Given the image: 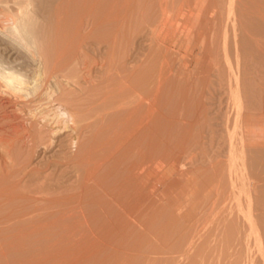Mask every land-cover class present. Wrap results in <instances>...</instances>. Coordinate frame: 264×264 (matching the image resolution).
<instances>
[{
	"label": "rangeland",
	"instance_id": "obj_1",
	"mask_svg": "<svg viewBox=\"0 0 264 264\" xmlns=\"http://www.w3.org/2000/svg\"><path fill=\"white\" fill-rule=\"evenodd\" d=\"M0 5L7 32L14 17L32 30L17 54L0 49V68L13 66L29 81L20 93L0 90V264H264V0H1ZM151 94L161 95L162 114L153 116L161 137L145 146L156 151L150 158L158 157L160 167L146 161L152 183L143 186L132 179L129 166L142 154L126 148L131 139L115 147V135L124 125L136 127L129 112L140 114ZM169 111L183 117L172 121ZM15 125L21 128L18 137ZM135 138L140 148L147 139ZM12 168L18 170L9 176ZM117 192L148 218V228L123 212L112 197ZM31 219L44 224L42 233L29 231Z\"/></svg>",
	"mask_w": 264,
	"mask_h": 264
},
{
	"label": "bare ground",
	"instance_id": "obj_2",
	"mask_svg": "<svg viewBox=\"0 0 264 264\" xmlns=\"http://www.w3.org/2000/svg\"><path fill=\"white\" fill-rule=\"evenodd\" d=\"M167 2V1H166ZM3 3V2H2ZM0 4H1V0H0ZM12 4V3H11ZM166 4V3H165ZM2 6H4V3H3V5ZM23 6V5H22ZM190 6L191 5H189V8H190ZM164 7H166V6H164ZM3 7H1V5H0V49L1 50H5L3 53H16V52H19V46L22 44V38H24L25 36L24 35H27V33H28V35L32 32V30L30 31V28L28 27V28H25L24 26L26 25V24H24L23 25V23L24 22H22V21H18V18L17 19H15V15L13 16L14 17V22H13V25H11L10 26V31L11 32H7V30H6V27H5V22H6V20L7 19H5L4 17H5V14L3 13L4 12V9H2ZM167 8V7H166ZM6 10V9H5ZM22 10V9H21ZM194 10V9H193ZM15 11V10H14ZM17 11V10H16ZM6 12V11H5ZM17 13V12H16ZM22 13V12H21ZM168 13V12H167ZM171 13V12H170ZM180 13V12H179ZM166 14V13H165ZM16 15H18V14H16ZM166 15H168V14H166ZM6 16H7V13H6ZM11 17V16H10ZM22 17V16H21ZM198 17V16H197ZM167 18H169V17H166L164 20L166 21L167 20ZM170 19V18H169ZM19 20H20V18H19ZM171 20V19H170ZM168 21V20H167ZM166 21V22H167ZM20 22H22V23H20ZM170 22V21H169ZM27 23V22H26ZM165 22H163V24H162V26L163 25H166V24H164ZM26 26H28V24L26 25ZM163 27H166V26H163ZM162 28V27H161ZM25 29V30H24ZM158 30V29H157ZM160 31H161V29H160ZM30 32V33H29ZM159 33V32H158ZM205 33V32H204ZM203 33V34H204ZM156 34H157V32H156ZM201 34H202V32H201ZM199 35V34H198ZM198 35H196V36H198ZM157 36V35H156ZM200 36V35H199ZM30 38H32V37H30ZM196 38V37H195ZM199 38V37H198ZM6 39H10V45L8 44V45H5V43L7 42V40ZM196 40V39H195ZM191 41V40H190ZM193 41V40H192ZM7 54H5V55H7ZM17 54V53H16ZM16 59V58H15ZM63 60V59H62ZM65 60V59H64ZM87 60V59H86ZM63 62H65V61H63ZM86 62V61H85ZM60 63V62H59ZM62 64V63H61ZM63 66V65H62ZM59 67V66H58ZM88 67V66H87ZM19 68V67H18ZM90 69H92V67L90 68ZM52 73V72H51ZM52 75V74H51ZM28 80L27 79H25V77H23V75H22V72H20L18 69H16V68H14L13 66L12 67H10V69H7V68H0V90H4L6 87H9V89L10 88H12V89H14L15 91H17V92H19V91H21L22 89L24 90V86L26 85V84H28V82H27ZM104 81V80H103ZM37 85V84H36ZM6 86V87H5ZM3 87H5L4 89H3ZM28 88H29V85L27 86ZM26 87V88H27ZM32 87H34V86H32ZM35 88V87H34ZM38 88H39V86H38ZM83 89V88H82ZM13 90V91H14ZM22 90V91H23ZM35 90V89H34ZM81 90V89H80ZM85 90V89H84ZM33 92V91H32ZM36 92V91H35ZM156 92H158V90L156 91ZM155 92V93H156ZM20 93V92H19ZM31 93V92H30ZM82 93V92H81ZM8 94H9V92H8ZM93 94V93H92ZM49 95V94H48ZM158 97H159V100L161 99L160 97H161V95L159 94H156ZM144 96V95H143ZM152 96H154L153 97V99H151V100H149V101H147L149 98H147L148 97V95L147 96H145L146 97V101L148 102L147 103V106L146 107H143L145 110H143V108H142V110L140 111V114L138 113V112H134V113H137L138 114V116H136L135 114H133V112H129V114L131 113L132 114V116L134 117H131V115H130V117L131 118H133L134 120H135V122L136 121H138L135 125H136V127H134L133 126V122L130 124L129 123V121H128V124H130V127H128V128H125V125H124V129L123 128H121L122 130H118L117 132H116V135H115V141H117V145L115 146V147H118V146H121V145H118L119 143H125V142H128L130 139H131V143L130 144H127L128 145V147H126L127 149H130L131 148V150H132V148H138V154L139 155H141L140 157H137V160L136 159H134V157H133V159L134 160H136V161H138V160H140L141 159V161H139V162H136V161H130L131 163H129V166H130V168L133 170L132 171V173L134 174V177L132 178V179H134L135 177L137 178V181H139V183L140 184H143V186L145 185V183H146V180H149V179H147V177H150V176H148L147 174H149V172H148V170H147V168L146 167H148V166H145V164H146V161H148L149 160V158H150V156H152V155H156V151L155 152H153V151H151L149 148L147 149V147L145 146V144L147 143H149V144H151V142L152 141H157V140H159V137H161V135L158 133V128L157 127H154L155 125H153V122H155V123H157V120L155 121V119H153V116H154V118L156 117V119H158L157 118V116H159V115H157V114H155L156 112L159 114H162L160 111H161V109L163 110V107L162 108H160V102L159 103H157V98H155V94L153 95V94H151L150 95V97H152ZM83 97V96H82ZM123 97V96H122ZM53 98V97H52ZM59 98V97H58ZM144 98V97H143ZM64 99V98H63ZM141 99V98H140ZM145 99V98H144ZM41 100V99H40ZM76 100V99H75ZM95 100V99H94ZM128 100H130V99H128ZM158 100V101H159ZM64 101V100H63ZM73 101V100H72ZM136 101V100H135ZM138 102V101H137ZM47 103V102H46ZM52 103V102H51ZM69 103V102H68ZM125 103V102H124ZM139 103V102H138ZM135 104V103H134ZM133 104V105H134ZM204 104V103H203ZM64 105V104H63ZM66 105V104H65ZM138 105V104H137ZM159 105V106H158ZM202 105V104H201ZM205 105V104H204ZM236 105V104H235ZM238 105V104H237ZM14 106V105H13ZM69 106V105H68ZM67 106V107H68ZM122 106V105H121ZM120 106V107H121ZM132 106V105H131ZM135 106V105H134ZM142 107V106H141ZM207 107H208V105H207ZM56 108V107H55ZM63 108V107H62ZM210 108V107H209ZM237 108V107H236ZM238 108H239V105H238ZM3 109V108H2ZM205 109V108H204ZM206 109H208V108H206ZM5 110V109H4ZM57 110H59L58 108H57ZM72 110V109H71ZM124 111V110H123ZM126 111V110H125ZM136 111V110H135ZM144 111V113H141V112H143ZM7 112V111H6ZM19 112V111H18ZM45 112V111H44ZM56 112V111H55ZM167 112V111H166ZM170 112L171 111H169L168 113H169V116H170ZM175 112V111H174ZM174 112H171L172 114L174 113ZM3 113V112H2ZM5 113V112H4ZM67 114V112H66V110L64 111V114ZM168 113H166V115H164V116H167V114ZM203 113H204V111H203ZM236 113H238V112H236ZM49 114V113H48ZM52 114V113H51ZM58 114H60V113H58ZM61 114L63 115V113L61 112ZM123 114V113H122ZM177 114H179L178 112H177ZM177 114L175 115V113H174V115L175 116H171V117H173V119L174 120H172V121H176V119H178V121H179V119L181 120V117H183V115H181V117H179L180 115H178L177 116ZM42 115V114H41ZM46 115H47V113H46ZM56 114H54V116H55ZM69 115H70V113H69ZM69 115H68V119L71 117V119H72V115L69 117ZM155 115H157V116H155ZM18 116V115H17ZM59 116V115H58ZM57 116V117H58ZM63 116H65V115H63ZM63 116H59V117H61V120H62V117ZM123 116V115H122ZM136 116V117H135ZM177 116V117H176ZM199 116H200V114H199ZM206 116V115H205ZM220 116V115H219ZM225 116V115H224ZM52 117H53V115H52ZM59 117L57 118V120L59 119ZM66 117H67V115H66ZM114 117V116H113ZM139 117V119H137ZM179 117V118H178ZM235 117V116H234ZM237 117H239V116H237ZM45 118H46V116H45ZM54 118V117H53ZM55 118H56V116H55ZM129 118V115H127V118L125 119V120H127ZM130 118V119H131ZM162 118V117H161ZM166 118H169L170 119V117H166ZM196 118V117H195ZM225 118H226V116H225ZM227 118H228V116H227ZM226 118V119H227ZM242 118V117H241ZM42 119V118H41ZM64 119V118H63ZM67 119V120H68ZM129 119V120H130ZM133 119H131V120H133ZM152 119V120H151ZM197 119H199V118H197ZM225 119V120H226ZM239 119V118H238ZM10 120V119H9ZM51 120V119H50ZM57 120H55V121H57ZM60 120V121H61ZM133 120V121H134ZM149 120H151L152 121V123H150L151 121H149ZM154 120V121H153ZM162 120V119H161ZM171 120V119H170ZM205 120V119H204ZM222 120H223V117H222ZM224 120V121H225ZM6 121V120H5ZM69 122H73L72 120L70 121V120H68ZM68 121H66V118H65V122H67V123H69ZM149 121V122H148ZM195 121V120H194ZM197 121V120H196ZM223 121V122H224ZM228 121V120H227ZM234 121H235V119H234ZM237 121V120H236ZM6 122H8V121H6ZM6 122H5V124H6ZM57 122H59V121H57ZM134 122V123H135ZM148 122V123H147ZM185 122V121H184ZM205 122V121H204ZM209 122V121H208ZM230 122H231V120H230ZM34 123V122H33ZM67 123L65 124V125H67ZM111 123V122H110ZM125 123H126V121H125ZM150 123V125L151 126H149L148 127V124ZM154 123V124H155ZM181 123V122H180ZM196 123V122H195ZM211 123V122H210ZM232 123V122H231ZM238 123V122H237ZM242 123V122H241ZM37 124V123H36ZM52 124H54V123H52ZM59 124H60V122H59ZM64 124V123H63ZM70 124V123H69ZM68 124V125H69ZM174 124V123H173ZM186 124V123H185ZM184 124V125H185ZM204 124V123H203ZM212 124V123H211ZM225 124V123H224ZM223 124V125H224ZM27 125V124H26ZM32 125V124H31ZM48 125V124H47ZM55 125V124H54ZM74 125V124H73ZM157 125V124H156ZM176 125V124H175ZM194 125V124H193ZM236 125V124H235ZM4 126V125H3ZM16 126V125H15ZM34 126V125H33ZM46 126V125H45ZM115 126H116V124H115ZM127 126V125H126ZM163 126V125H162ZM186 126V125H185ZM188 126H190V125H188ZM213 126V125H212ZM225 126H226V124H225ZM9 127V126H8ZM26 127V126H25ZM61 127V126H60ZM66 127V126H65ZM68 127V126H67ZM73 127V126H72ZM72 127H70V128H72ZM75 127V126H74ZM112 127V126H111ZM154 127V128H153ZM165 127V126H164ZM168 127V126H167ZM207 127V126H206ZM235 127V126H234ZM236 127H238V126H236ZM20 125L19 126H16V127H14L13 128V130L14 131H12V132H14L15 134H17V137H18V133H19V131H20ZM34 128V127H33ZM43 128H44V126H43ZM47 128V127H46ZM57 128V127H56ZM62 128H64V127H62ZM77 128V127H76ZM156 128H157V130H156ZM185 128V127H184ZM198 128V127H197ZM200 128H201V126H200ZM211 128V127H210ZM248 128V127H247ZM11 129V128H10ZM48 129V128H47ZM67 130H70V129H68V128H66ZM66 129H65V131H66ZM78 129V128H77ZM77 129H75L74 128V130H77ZM79 129H81L80 127H79ZM212 129V128H211ZM227 129V128H226ZM249 129V128H248ZM19 130V131H18ZM30 130V129H29ZM49 130V129H48ZM60 130H63V129H60ZM72 130H73V128H72ZM172 130V129H171ZM210 130V129H209ZM250 130V129H249ZM28 131V130H27ZM35 131H36V129H35ZM55 131V130H54ZM182 131H183V129H182ZM186 131H187V129H186ZM213 131V130H212ZM29 132V131H28ZM49 132V131H48ZM56 132H59V130L57 129L56 130ZM61 132H63V131H61ZM188 132H190L189 130H188ZM214 132V131H213ZM222 132V131H221ZM220 132V133H221ZM251 132V131H250ZM254 132V131H253ZM13 133V134H14ZM27 133V132H26ZM55 133V132H54ZM68 133V132H67ZM148 133H150V135H148ZM185 133V132H184ZM200 133V132H199ZM208 133V132H207ZM247 133V132H246ZM22 134V133H21ZM46 134V133H45ZM56 134V133H55ZM59 134V133H58ZM70 134V133H69ZM78 134V133H77ZM176 134V133H175ZM183 134V133H182ZM198 134V133H197ZM205 134V133H204ZM218 134H219V131H218ZM223 134V133H222ZM255 134V133H254ZM4 135V134H3ZM24 135V134H23ZM39 135V134H38ZM43 135V134H42ZM48 135V134H47ZM136 135H137V137H138V139L137 138H135L136 137ZM145 135H147L148 136V138L145 136ZM173 135V134H172ZM191 135V134H190ZM193 135V134H192ZM199 135V134H198ZM206 135V134H205ZM216 135V134H215ZM224 135V134H223ZM31 136H33V135H31V134H26V136L25 137H27L28 139H29V141H31V145L32 146H34L33 144H35V141H34V138L33 137H31ZM51 136V135H50ZM78 136V135H77ZM144 136V138H147L146 139V142L144 143V145L142 144L143 142H141V148H140V146H138V144L137 143H140V142H132V141H134L133 139L135 138V139H137V141L139 140V141H143L142 139H144V138H142L141 140H140V137H143ZM182 136V135H181ZM180 136V137H181ZM4 137V136H3ZM9 137V136H8ZM43 137V136H42ZM74 137V136H73ZM132 137H134L133 139H132ZM163 137V136H162ZM209 137V136H208ZM212 137V136H211ZM215 137V136H214ZM225 137V136H224ZM16 138V137H15ZM112 138H113V135H112ZM210 138V137H209ZM218 138H221V137H218ZM257 138V137H256ZM6 139V138H5ZM4 139V140H5ZM17 139V138H16ZM42 139V138H41ZM49 139H50V137H49ZM52 139V138H51ZM55 138H53V140H54ZM166 139H168V138H166ZM165 138H164V140H166ZM171 139V138H170ZM181 139V138H180ZM196 139V138H195ZM251 139V138H250ZM259 139V138H258ZM2 140H3V138H2ZM7 140V139H6ZM27 140V139H26ZM40 140V139H39ZM44 140V139H43ZM114 140V139H113ZM145 140V139H144ZM187 140V139H186ZM210 140H212V139H210ZM209 140V141H210ZM221 140V139H220ZM225 140V139H224ZM256 140V139H255ZM8 141V140H7ZM46 141V140H45ZM72 141V140H71ZM78 141V140H77ZM162 141V140H161ZM161 141H160V143H161ZM170 141V140H169ZM185 141V140H184ZM194 141V140H193ZM208 141V142H209ZM215 141V140H214ZM217 141H219V140H217ZM223 141V140H222ZM248 141V140H247ZM2 142V141H1ZM36 142H38V141H36ZM63 142V141H62ZM65 142V141H64ZM67 142V141H66ZM69 142V141H68ZM73 142H76V141H73ZM72 142V143H73ZM158 142V141H157ZM167 142V141H166ZM251 142H252V140H251ZM254 142V141H253ZM252 142V143H253ZM259 142H261V140L259 141ZM25 143V142H24ZM187 143V142H186ZM210 143H211V141H210ZM8 144V143H7ZM12 144V143H11ZM43 144V143H42ZM68 144V143H67ZM78 145V143H75V145ZM82 144V143H81ZM94 144V143H93ZM105 144V143H104ZM163 144V143H162ZM172 144H173V142H172ZM189 144V143H188ZM203 144V143H202ZM257 144H259V143H257ZM13 145V144H12ZM22 145V144H21ZM106 145V144H105ZM109 145V144H108ZM112 145V144H111ZM153 145V144H152ZM157 145V144H156ZM211 145V144H210ZM245 145V144H244ZM9 146V145H8ZM44 146H46V145H44ZM102 146V145H101ZM124 146V145H123ZM138 146V147H137ZM178 146H179V144H178ZM190 146V145H189ZM204 146L206 147V145L204 144ZM214 146V145H213ZM30 147V146H29ZM35 147V146H34ZM38 147V146H37ZM40 147V146H39ZM47 147H49V145L47 144ZM62 147V146H61ZM70 147V146H69ZM93 147V146H92ZM109 147V146H108ZM112 147H114V146H112ZM115 147H114V150H115ZM149 147V146H148ZM151 147V146H150ZM163 147V146H162ZM166 147H168V146H166ZM180 147V146H179ZM216 147V146H215ZM8 148H10V147H8ZM46 148V147H45ZM73 148V147H72ZM146 148V149H145ZM169 148V147H168ZM172 148H173V146H172ZM26 149H27V147H26ZM29 149V148H28ZM27 149V150H28ZM30 149H31V147H30ZM50 149V148H49ZM52 149V148H51ZM61 149V148H60ZM77 149V148H76ZM79 149V148H78ZM82 149V148H81ZM90 149V148H89ZM97 149V148H96ZM95 149V150H96ZM106 149H108V148H106ZM112 149V148H111ZM152 149V148H151ZM154 149H155V147H154ZM159 149V148H158ZM161 149V148H160ZM185 149V148H184ZM58 150V149H57ZM93 150V149H92ZM113 150V151H114ZM135 150V149H134ZM148 150L150 151V152H148ZM172 150V149H171ZM197 150V149H196ZM205 150V149H204ZM208 150V149H207ZM210 150V149H209ZM215 150V149H214ZM45 151V150H44ZM43 151V152H44ZM65 151V150H64ZM73 151V150H72ZM112 151V152H113ZM164 151V150H163ZM181 151V150H180ZM185 151V150H184ZM198 151H201V150H198ZM216 151H217V149H216ZM33 152V151H32ZM32 152H31V154H32ZM60 152H61V150H60ZM75 152H77V150L75 151ZM117 152V151H116ZM140 152V153H139ZM152 152V153H151ZM207 152H209V151H207ZM29 153V152H28ZM27 153V154H28ZM56 153H57V151H56ZM70 153V152H69ZM83 153V152H82ZM92 153V152H91ZM105 153H107V152H105ZM153 153H155V154H153ZM170 153V152H169ZM179 153V152H178ZM195 153V152H194ZM203 153V155H205L204 154V151L202 152ZM206 153V152H205ZM34 154V153H33ZM47 154V153H46ZM45 154V155H46ZM77 154V153H76ZM100 154V153H99ZM113 154V153H112ZM132 154V153H131ZM135 154V153H134ZM133 154V155H134ZM164 154V153H163ZM174 154V153H173ZM200 155H201V153H199ZM209 154V153H208ZM212 154H214L213 152H212ZM211 154V155H212ZM216 154V153H215ZM230 154V153H229ZM38 155V154H37ZM59 155V154H58ZM81 155V154H80ZM103 155V154H102ZM108 155V154H107ZM124 155V154H123ZM129 155V154H128ZM158 155V154H157ZM156 155V156H157ZM165 155V154H164ZM168 155H170V154H168ZM177 155V154H176ZM181 155V154H180ZM183 155V154H182ZM185 155V154H184ZM62 156V155H61ZM68 156V155H67ZM72 156V155H71ZM74 156V155H73ZM78 156V155H77ZM106 156V155H105ZM113 156V155H112ZM112 156H111V158H112ZM155 156V157H156ZM161 156V155H160ZM94 157V156H93ZM98 157V156H97ZM154 157V156H153ZM164 157V156H163ZM201 157V156H200ZM32 158H33V155H32ZM65 158V157H64ZM73 158V157H72ZM77 158V157H76ZM109 158H110V156H109ZM136 158V157H135ZM139 158V159H138ZM161 158V157H160ZM197 158V157H196ZM202 158V157H201ZM49 159V158H48ZM70 159V158H69ZM75 159V158H74ZM79 159H81V158H79ZM78 159V160H79ZM84 159V158H83ZM82 159V160H83ZM90 159V158H89ZM129 159H131V158H129ZM153 158L151 157L150 158V161L151 162H153V160H154V162H156L155 160H157V159H159L158 157L157 158H155V159H153ZM191 159V158H190ZM104 160V159H103ZM127 160H128V158H127ZM162 160V159H161ZM200 160V159H199ZM13 161V160H12ZM71 161V160H70ZM75 161V160H74ZM158 161V160H157ZM159 161H160V159H159ZM158 161V162H159ZM166 161V160H165ZM164 161V162H165ZM188 161V160H187ZM44 162V161H43ZM48 162H50V161H48ZM69 162V161H68ZM97 162V161H96ZM95 162V163H96ZM102 162V161H101ZM121 162V161H120ZM150 162V163H151ZM153 162V163H154ZM163 162V161H162ZM162 162H160L161 164H162ZM192 163H194V161H191ZM40 163V162H39ZM52 163V162H51ZM98 163H100V161H98ZM157 163V162H156ZM18 164V163H17ZM75 164V163H74ZM115 164V163H114ZM121 164V163H120ZM128 164V163H127ZM36 165V164H35ZM95 165V164H94ZM147 165V164H146ZM152 165V164H151ZM154 165V164H153ZM156 165H159V163H157V164H155V166ZM185 165V162L182 164V167ZM187 165H188V163H187ZM193 165H195V164H193ZM43 166V165H42ZM46 166V165H45ZM53 166V165H52ZM77 166V165H76ZM92 166H93V164H92ZM92 166L90 167V168H92ZM99 166H100V164H99ZM98 166V167H99ZM116 166V165H115ZM120 166V165H119ZM123 166V165H122ZM127 166V165H126ZM152 166L153 167V171H155L156 169H158V167H160V165L159 166ZM188 166H190V165H188ZM187 166V167H188ZM16 167V166H15ZM14 167V168H15ZM36 167V166H35ZM69 167V166H68ZM101 167V166H100ZM156 169H155V168ZM191 167V166H190ZM189 167V168H190ZM4 168H6V166L4 167ZM43 168V167H42ZM60 168V167H59ZM77 168V167H76ZM129 168V169H130ZM3 169V168H2ZM51 169V168H50ZM73 169V168H72ZM114 169V168H113ZM127 169V168H126ZM186 169V168H185ZM18 170V169H17ZM17 170L15 171L13 168H12V170H8V174H9V176L10 175H15V173L17 172ZM55 170V169H54ZM59 170V169H58ZM85 170H87V169H85ZM94 170V169H93ZM92 170V171H93ZM125 170V169H124ZM182 170V169H181ZM19 171H20V173H22L21 172V170L19 169ZM27 171V170H26ZM53 171V170H52ZM83 171V170H82ZM91 171V170H90ZM108 171V170H107ZM190 171V170H189ZM188 171V172H189ZM37 172H38V170H37ZM95 172V171H94ZM125 172V171H124ZM181 172V171H180ZM187 172V173H188ZM1 173H3V172H1ZM35 173H36V171H35ZM61 173V172H60ZM65 173V172H64ZM80 173V172H79ZM90 173V172H89ZM109 173V172H108ZM26 174V173H25ZM30 175L32 174H34V171L32 170V172H30L29 173ZM28 174V175H29ZM36 174H38V173H36ZM62 174V173H61ZM85 174V173H84ZM83 174V175H84ZM91 174V173H90ZM4 175V174H3ZM17 175V174H16ZM28 175H26V176H28ZM56 175V174H55ZM87 176L89 175L88 174V171H87V174H86ZM92 175H93V173H92ZM92 175L91 176H89L90 178L92 177ZM109 175V174H108ZM33 176H37V175H33ZM51 176V175H50ZM65 176V175H64ZM63 176V177H64ZM122 176H123V174H122ZM127 176V175H126ZM132 176V175H131ZM130 176V177H131ZM2 177V176H1ZM47 177V176H46ZM84 177H86V176H84ZM89 177H88V180H89ZM128 177H129V175H128ZM19 178V177H18ZM22 178V177H21ZM30 178H31V176H30ZM40 177L38 176V179H39ZM58 178H59V176H58ZM61 178V177H60ZM59 178V179H60ZM106 178V177H105ZM104 178V179H105ZM175 178V177H174ZM36 179V178H35ZM37 179V180H38ZM49 179V178H48ZM51 179V178H50ZM53 179H55L54 178V176H53ZM62 179V178H61ZM93 179H96V178H93ZM130 179V178H129ZM151 179V178H150ZM8 180V179H7ZM42 180H44V179H42ZM67 180V179H66ZM86 180H87V177H86ZM86 180H84V181H86ZM87 180V181H88ZM127 180V179H126ZM136 180V179H135ZM134 180V181H135ZM161 180H163V179H161ZM165 180V179H164ZM163 180V181H164ZM191 180V179H190ZM195 180V179H194ZM2 181V180H1ZM13 181V180H12ZM30 181V180H29ZM31 181H32V179H31ZM61 181V180H60ZM59 181V182H60ZM68 181V180H67ZM82 181V180H81ZM91 181H93L92 179H91ZM129 181V180H128ZM133 181V182H134ZM150 181V180H149ZM154 181V180H153ZM20 181L18 180V183H19ZM27 182V181H26ZM34 182V181H33ZM46 182H48V181H46ZM65 182V181H64ZM63 182V183H64ZM79 182V181H78ZM98 182V181H97ZM124 182V181H123ZM122 182V183H123ZM130 182H131V180H130ZM151 183H152V180L150 181ZM150 182H148V184H146V185H149V183ZM176 182V181H175ZM188 182H191V181H188ZM8 183V182H7ZM16 183H17V180H16ZM50 183V182H49ZM94 183H95V181H94ZM124 183H126V182H124ZM151 183H150V185H151ZM156 183V182H155ZM158 183V182H157ZM174 183V182H173ZM185 183H187V182H185ZM29 184V183H28ZM65 184V183H64ZM68 184V183H67ZM85 184H86V182H85ZM106 184H108V183H106ZM130 184V183H129ZM192 184V183H191ZM193 184H194V182H193ZM48 185V184H47ZM50 185H51V183H50ZM80 185V184H79ZM122 185H124V184H122ZM135 185V184H134ZM139 185V184H138ZM153 185V184H152ZM155 185V184H154ZM166 185V184H165ZM168 185V184H167ZM185 185V184H184ZM190 185V184H189ZM189 185H188V187H189ZM17 186V185H16ZM21 186V185H20ZM25 186H27V185H25ZM49 186V185H48ZM52 187H53V184L51 185ZM85 186V185H84ZM133 186V185H132ZM136 186V185H135ZM143 186H142V188H143ZM187 186V185H186ZM2 187V186H1ZM45 187H47V186H45ZM54 187L56 188V185H54ZM53 187V188H54ZM57 187H59V186H57ZM63 187V186H62ZM65 187H68V185L67 186H65ZM126 187V186H125ZM124 187V190L126 189ZM151 187V186H150ZM153 187H156V186H153ZM168 187H170V186H168ZM191 187V186H190ZM6 187H4V189H5ZM31 188H33V187H31ZM49 188H50V186H49ZM52 188V189H53ZM123 188V187H122ZM130 188H132V187H130ZM141 188V187H140ZM139 188V189H140ZM142 188L140 189V190H142ZM152 188V187H151ZM166 188V187H165ZM172 188V187H171ZM12 189V188H11ZM10 189V190H11ZM36 189V188H35ZM34 189V190H35ZM46 189V188H45ZM45 189H43L42 188V190H45ZM47 189H48V187H47ZM57 189H59V188H57ZM150 188H148V190H149ZM13 190V189H12ZM21 190V189H20ZM41 190V189H40ZM118 190V189H117ZM122 190V189H121ZM130 190V189H129ZM139 190V191H140ZM187 190V189H186ZM30 191V190H29ZM46 191V190H45ZM48 191H49V189H48ZM50 191H51V189H50ZM56 191V190H55ZM106 191V190H105ZM123 191V190H122ZM138 191V192H139ZM150 191V190H149ZM153 191V190H152ZM3 192H5V191H3ZM2 192V193H3ZM13 192V191H12ZM19 192V191H18ZM37 192H38V190H37ZM42 192V191H41ZM47 192V191H46ZM121 192V191H120ZM129 192H131V191H129ZM129 192H128V194H129ZM133 192H134V189H133ZM140 192H143V191H140ZM155 192V191H154ZM160 192H161V189H160ZM21 193V192H20ZM28 193V192H27ZM40 193V192H39ZM156 193V192H155ZM167 193V192H166ZM12 194V193H11ZM22 194V193H21ZM31 194V193H30ZM41 194V193H40ZM48 194V193H47ZM106 194H107V192H106ZM111 194V193H110ZM119 193L117 192V195H116V193H112V197H113V200H115V201H119V202H116V203H120V206H122V210H123V212L126 214H128L129 216H134L135 218H136V220H138V222H140V226L141 225H143V226H145V228H148L147 226V222H148V218H146V217H143L142 216V212L139 210V209H137V208H135L134 206H131V205H128V204H126L125 203V201L122 199V197L120 198V197H118L119 195H118ZM123 194H124V192H123ZM127 194V193H126ZM130 194H132V193H130ZM3 195V194H2ZM26 195H28V194H26ZM73 196H74V194H72ZM121 195H122V193H121ZM18 196V195H17ZM72 196V197H73ZM129 196V195H128ZM164 196V195H163ZM21 198H24V197H22V196H20ZM70 197V196H69ZM76 197V196H75ZM74 197V198H75ZM84 197V196H83ZM126 197V196H125ZM130 197H132V196H130ZM148 197V196H147ZM165 197V196H164ZM28 198V197H27ZM33 199H34V197H32ZM36 198H37V196H36ZM41 197H39V199H40ZM78 198V197H77ZM76 198V199H77ZM81 198H82V196H81ZM134 198H136V197H134ZM144 198V197H143ZM18 199V198H17ZM44 199V198H43ZM46 199V198H45ZM22 200V199H21ZM26 200V199H25ZM129 200H131L132 201V199H129ZM135 200V199H134ZM138 200V199H137ZM143 200V199H142ZM11 201V200H10ZM71 201V200H70ZM82 201V200H81ZM111 201V200H110ZM14 202V201H13ZM74 202V201H73ZM73 202H71V203H73ZM76 202V201H75ZM74 202V203H75ZM137 202V201H136ZM139 202V201H138ZM170 202V201H169ZM132 204L134 203V202H131ZM141 203V202H140ZM147 203V202H146ZM176 203V202H175ZM21 204H22V202H21ZM30 204H31V202H30ZM30 204H27L28 206L30 205ZM70 205V204H69ZM81 205V204H80ZM114 205V204H113ZM116 205V204H115ZM10 206V205H9ZM71 206V205H70ZM117 206V205H116ZM174 206V205H173ZM12 207V206H11ZM10 207V208H11ZM20 207V206H19ZM23 207V206H22ZM143 207V206H142ZM30 208V207H29ZM40 208H42V207H40ZM75 208H77V207H75ZM74 208V209H75ZM84 208V207H83ZM104 208V207H103ZM21 209V208H20ZM34 209H36V206L34 207ZM72 209V208H71ZM24 210V209H23ZM63 210H65V209H63ZM66 210L67 211H69L68 210V208H66ZM87 210V209H86ZM110 210V209H109ZM115 210V209H114ZM176 210H178V208L176 209ZM19 211V210H18ZM48 211V210H47ZM62 211V210H61ZM60 211V212H61ZM71 211V210H70ZM69 211V212H70ZM104 211V210H103ZM29 212H31V211H29ZM41 212V211H40ZM54 212V211H53ZM52 212V213H53ZM59 212V213H60ZM75 212H76V210H75ZM114 212V211H113ZM147 212H149L148 210H147ZM6 213V212H5ZM14 213V212H13ZM18 213V212H17ZM25 213V212H24ZM28 213V212H27ZM35 213V212H34ZM42 213V212H41ZM40 213V214H41ZM48 213V212H47ZM47 213H46V215H47ZM58 213V212H57ZM57 213H55V214H57ZM63 213V212H62ZM71 213V212H70ZM85 213H87V211L85 212ZM89 213V212H88ZM109 213V212H108ZM108 213H107V215H108ZM146 213V212H145ZM19 214V213H18ZM17 214V215H18ZM64 215L66 214V213H63ZM69 214V213H68ZM68 214H66V215H68ZM76 213H74V215H75ZM79 214V213H78ZM82 214V213H81ZM104 214V213H103ZM110 214V213H109ZM126 214V215H127ZM150 214V213H149ZM152 214V213H151ZM156 214V213H155ZM248 214H250V213H248ZM247 214V215H248ZM19 215H21V214H19ZM30 215V214H29ZM37 215V214H36ZM45 215V216H46ZM49 215V214H48ZM59 215V214H58ZM57 215V216H58ZM61 215V214H60ZM65 215V216H66ZM77 215V214H76ZM85 215V214H84ZM186 215V214H185ZM10 216V215H9ZM11 216H12V214H11ZM15 216V215H14ZM42 216V215H41ZM40 216V217H41ZM63 216V215H62ZM61 216V217H62ZM79 216V215H78ZM123 216V215H122ZM170 216V215H169ZM188 216V215H187ZM33 217H35L34 216V214H33ZM39 217V219L41 220L42 218H40ZM44 217V216H43ZM47 217V216H46ZM50 217V216H49ZM83 217V216H82ZM85 217H87V218H89L88 216H86L85 215ZM112 218H114V216H111ZM111 217H110V219H111ZM189 217V216H188ZM247 217V216H246ZM245 217V219H247ZM48 218V217H47ZM71 218V217H70ZM107 218V217H106ZM131 218V217H130ZM146 218V219H145ZM172 218V217H171ZM170 218V219H171ZM250 218V217H249ZM248 218V219H249ZM26 219V218H25ZM24 219V220H25ZM35 219H36V217H35ZM34 219V220H35ZM44 219V218H43ZM58 219V218H57ZM85 219V218H84ZM156 219V218H155ZM172 219H175V218H172ZM252 219V218H251ZM6 220V219H5ZM20 220V219H19ZM32 220V222H33V219H31ZM45 220H48V219H45ZM67 220V219H66ZM76 220V219H75ZM109 220V219H108ZM112 220V222H114L115 220L114 219H111ZM128 220V219H127ZM26 221V220H25ZM38 221V220H37ZM37 221H34L33 223L31 222V227H30V225L29 226H27V227H29V231L30 232H36V231H38L39 232V230L40 229H42V227L43 228H45L44 227V224H43V226L41 225V223H38ZM64 221V220H63ZM82 222H83V220H81ZM86 221H87V219H86ZM131 221H132V219H131ZM150 221V220H149ZM192 221V220H191ZM246 221V220H245ZM16 223H15V225L17 224V221H15ZM23 222V221H22ZM22 222H20L21 224H22ZM46 222V221H45ZM51 222H52V220H51ZM111 221H110V223H112ZM117 224H119L118 222H117V220L115 221ZM123 222H124V218H123ZM134 222H135V219H134ZM133 221H132V223H134ZM153 222H154V219H153ZM255 222V221H254ZM43 223H44V221H43ZM76 223V222H75ZM80 223V222H79ZM87 223V222H86ZM115 223V224H116ZM129 223V222H128ZM127 223V224H128ZM136 223H137V221H136ZM249 223V222H248ZM3 224V223H2ZM20 224V225H21ZM46 224V223H45ZM68 224V223H67ZM84 224H85V222H84ZM88 224H92V223H90L89 221H88ZM114 224V223H113ZM114 224V225H115ZM122 224V223H121ZM138 224V223H137ZM156 224V223H155ZM158 224V223H157ZM170 224V223H169ZM252 224H253V222H252ZM27 225V224H26ZM72 225H74L73 223H72ZM82 225V224H81ZM107 225H109V222H108V224ZM120 225V224H119ZM130 225V224H129ZM128 225V226H129ZM162 225V224H161ZM5 226V225H4ZM18 226V225H17ZM42 226V227H41ZM84 226V225H83ZM93 226V225H92ZM117 226L118 225H115V228H117ZM127 226V227H128ZM133 226V225H132ZM135 226V225H134ZM152 227H150V228H153V225H151ZM250 226V225H249ZM252 226V225H251ZM254 226V225H253ZM252 226V227H253ZM90 227L91 226H89V229H90ZM107 227V226H106ZM109 227H113V226H109ZM251 227V228H252ZM72 228H73V226H72ZM78 228V227H77ZM131 228V227H130ZM161 228H163L162 226H161ZM243 228H245V227H243ZM255 228V227H254ZM49 229V228H48ZM69 229V228H68ZM74 229V228H73ZM87 229V228H86ZM91 229H93L92 227H91ZM110 229V228H109ZM108 229V231H110ZM112 229L113 228H111V231H112ZM128 229V228H127ZM137 229V228H136ZM139 229V228H138ZM155 229V228H154ZM246 229V228H245ZM72 230V229H71ZM80 230V229H79ZM94 230V229H93ZM107 230V229H106ZM133 231H134V229H132ZM131 230V231H132ZM141 230V229H140ZM145 230V229H144ZM161 230V229H160ZM241 230V229H240ZM253 230V229H252ZM24 232H25V229L23 230ZM41 231V230H40ZM44 231V230H43ZM70 231V230H69ZM76 231V230H75ZM87 232H88V230H86ZM108 231H107V233H108ZM110 231V232H111ZM117 231V230H116ZM118 231H119V229H118ZM121 231V230H120ZM137 231H139V230H137ZM142 232H143V230H141ZM146 231V230H145ZM248 231V230H247ZM254 231V230H253ZM252 231V232H253ZM7 232V231H6ZM19 232H20V230H19ZM23 232V233H24ZM73 232H74V230H73ZM79 232V231H78ZM86 232V233H87ZM99 234H102L101 233V231H100V229H99ZM114 232V231H113ZM122 232V231H121ZM140 232V231H139ZM142 232H140V233H142ZM147 232V231H146ZM151 232V231H150ZM162 232H163V229H162ZM162 232H160L161 234H162ZM0 233H2V232H0ZM17 233V232H16ZM15 233V234H16ZM37 233V232H36ZM40 233V232H39ZM41 233H42V231H41ZM44 233V232H43ZM46 233V232H45ZM75 233V232H74ZM73 233V234H74ZM82 233V232H81ZM83 233H85L84 231H83ZM93 233L95 234V233H98V231L97 232H94L93 231ZM112 233V232H111ZM148 233V232H147ZM146 233V234H147ZM155 233V232H154ZM158 233V232H157ZM240 233V232H239ZM243 233V232H242ZM3 234H5V233H3ZM14 234V233H13ZM72 234V235H73ZM89 234H91V233H89ZM88 234V235H89ZM94 234H91L92 236L94 235ZM104 234V233H103ZM106 234V233H105ZM109 234V233H108ZM139 234V233H138ZM247 234H248V232H247ZM2 235V234H1ZM17 235V234H16ZM20 235V234H19ZM18 235V236H19ZM23 235V234H22ZM26 235V234H25ZM68 235H70L69 234V232H68ZM82 235V234H81ZM84 235V234H83ZM96 235V234H95ZM98 235V234H97ZM101 236V235H100ZM103 236V235H102ZM21 237V236H20ZM23 237V236H22ZM95 237H97V236H95ZM99 237V236H98ZM103 237H105V235L103 236ZM107 237V238H106ZM106 240L109 238L108 237V235L106 234ZM72 238H74V236L72 237ZM100 238V237H99ZM99 238L98 239H96V238H94V239H96L97 241L99 240ZM103 240V239H102ZM105 240V239H104ZM109 241H111V240H109ZM102 241H100V243H101ZM104 242V241H103ZM106 242V241H105ZM104 242V243H105ZM109 243V242H108ZM109 245V244H108ZM111 245V244H110ZM109 245V246H110ZM96 246H98V245H96ZM107 246V245H106ZM103 247V246H102ZM120 247V246H119ZM123 247V246H122ZM92 248V247H91ZM99 249V248H98ZM94 250H96V249H94Z\"/></svg>",
	"mask_w": 264,
	"mask_h": 264
}]
</instances>
